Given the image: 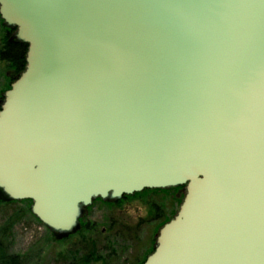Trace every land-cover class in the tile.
Listing matches in <instances>:
<instances>
[{"label": "water", "instance_id": "obj_1", "mask_svg": "<svg viewBox=\"0 0 264 264\" xmlns=\"http://www.w3.org/2000/svg\"><path fill=\"white\" fill-rule=\"evenodd\" d=\"M28 45L0 190L56 236L184 187L144 264H264V0H0Z\"/></svg>", "mask_w": 264, "mask_h": 264}, {"label": "rangeland", "instance_id": "obj_2", "mask_svg": "<svg viewBox=\"0 0 264 264\" xmlns=\"http://www.w3.org/2000/svg\"><path fill=\"white\" fill-rule=\"evenodd\" d=\"M4 34L0 18V50ZM13 73L0 60V101ZM184 194L170 190L119 203L96 201L82 211V229L65 238L32 214V203L0 204V228H9L8 254L24 256V264H138L156 245L163 222L173 218ZM93 248L100 252V260L91 259Z\"/></svg>", "mask_w": 264, "mask_h": 264}, {"label": "trees", "instance_id": "obj_3", "mask_svg": "<svg viewBox=\"0 0 264 264\" xmlns=\"http://www.w3.org/2000/svg\"><path fill=\"white\" fill-rule=\"evenodd\" d=\"M1 22L3 23L2 20H1ZM4 29H5V34H4V37L2 39V47L0 50V60L2 62L7 63L8 67L14 72L13 78H11L12 81H10V85L7 89V90H9L11 87V84L13 82H15L20 77V75L25 71L28 45L24 44L22 42H17L14 40V37L16 34V28L11 29V28H8L7 26L4 25ZM2 98H4V97H2ZM3 100L4 99H2L0 101V109H1V105L3 103ZM184 189H185L184 187H178V188H172L169 190H146L142 193L132 195V197H140V196H142L144 194H148V193L168 192L170 190H183L184 191ZM132 197L131 196L123 197L122 200L125 198H132ZM183 198L184 197H182V200L179 203L180 205L183 201ZM98 201H100V200H98ZM22 202H25V201H22ZM27 202L31 203L30 201H27ZM16 203L17 202H15V201L9 200L8 197L2 192V190H0V204H16ZM177 212L174 214L173 218L175 217ZM172 219H170V220H172ZM170 220H165L163 222L162 227L167 222H169ZM8 230H9V228H0V259H1V264H24V262H25L24 256L22 257V256H18V255H9L8 254V250L6 249V246H5L6 240L8 239L7 234H9ZM93 246H95L94 242H93ZM154 247L150 250V253L147 255V257L154 251ZM93 252L94 253L92 254L91 259L100 260V258H101L100 252L94 248H93ZM147 257H145L140 262V264H143Z\"/></svg>", "mask_w": 264, "mask_h": 264}, {"label": "flooded vegetation", "instance_id": "obj_4", "mask_svg": "<svg viewBox=\"0 0 264 264\" xmlns=\"http://www.w3.org/2000/svg\"><path fill=\"white\" fill-rule=\"evenodd\" d=\"M96 201H98V200H96ZM96 201H94V202H96ZM100 201H102V200H100ZM120 201H122V199L121 200H118V201H102V202H110V203H118V202H120ZM93 202V203H94ZM81 220H82V217H81V219H80V221H79V229L81 230L82 229V227H80L81 226ZM77 232V231H76ZM147 259V258H146ZM140 264V263H139ZM144 264V263H143Z\"/></svg>", "mask_w": 264, "mask_h": 264}]
</instances>
